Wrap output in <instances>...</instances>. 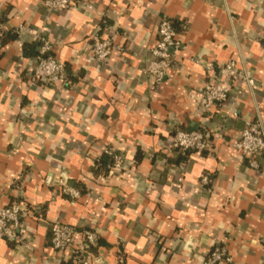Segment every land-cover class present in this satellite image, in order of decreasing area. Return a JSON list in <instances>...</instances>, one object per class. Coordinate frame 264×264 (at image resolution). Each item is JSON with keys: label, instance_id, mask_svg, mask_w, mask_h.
<instances>
[{"label": "clouds", "instance_id": "9594fccd", "mask_svg": "<svg viewBox=\"0 0 264 264\" xmlns=\"http://www.w3.org/2000/svg\"><path fill=\"white\" fill-rule=\"evenodd\" d=\"M0 264H264V0H0Z\"/></svg>", "mask_w": 264, "mask_h": 264}]
</instances>
